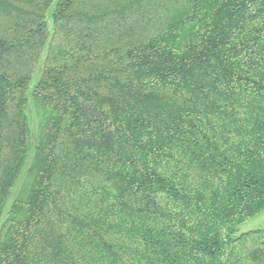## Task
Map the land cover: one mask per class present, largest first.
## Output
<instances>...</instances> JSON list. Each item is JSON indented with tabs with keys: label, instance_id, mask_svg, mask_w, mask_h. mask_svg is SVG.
<instances>
[{
	"label": "trees",
	"instance_id": "1",
	"mask_svg": "<svg viewBox=\"0 0 264 264\" xmlns=\"http://www.w3.org/2000/svg\"><path fill=\"white\" fill-rule=\"evenodd\" d=\"M262 211L264 0H0V264H264Z\"/></svg>",
	"mask_w": 264,
	"mask_h": 264
},
{
	"label": "rangeland",
	"instance_id": "2",
	"mask_svg": "<svg viewBox=\"0 0 264 264\" xmlns=\"http://www.w3.org/2000/svg\"><path fill=\"white\" fill-rule=\"evenodd\" d=\"M38 72V67L35 69L34 74L36 75ZM34 76V75H33ZM33 78V77H32ZM30 118V126L32 131H35L36 128V119L34 117V114L32 112V109L29 108V114ZM20 184H18L16 191L19 189ZM264 227V211L260 212L258 215L249 218L245 220L243 223L237 226V233L245 232L251 229H257V228H263Z\"/></svg>",
	"mask_w": 264,
	"mask_h": 264
}]
</instances>
